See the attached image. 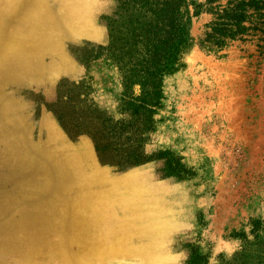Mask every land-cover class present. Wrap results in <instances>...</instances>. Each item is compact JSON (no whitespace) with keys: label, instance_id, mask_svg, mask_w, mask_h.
<instances>
[{"label":"rangeland","instance_id":"obj_1","mask_svg":"<svg viewBox=\"0 0 264 264\" xmlns=\"http://www.w3.org/2000/svg\"><path fill=\"white\" fill-rule=\"evenodd\" d=\"M142 6L0 0V264H264L261 35L220 57L194 17L141 131Z\"/></svg>","mask_w":264,"mask_h":264},{"label":"trees","instance_id":"obj_2","mask_svg":"<svg viewBox=\"0 0 264 264\" xmlns=\"http://www.w3.org/2000/svg\"><path fill=\"white\" fill-rule=\"evenodd\" d=\"M224 1L225 3H221ZM141 11H145L136 37L141 45V75L124 76V101L136 111L138 129L151 131L154 115L162 106L163 80L185 66L183 55L194 45L191 37L193 18L202 13L213 16L205 25L206 31L198 45L209 53L220 57L229 43L246 41L245 37L260 34L264 42V0H142ZM138 79L141 93L136 95L134 78ZM142 111V112H141ZM106 148L102 141L98 144ZM113 148V144L109 145ZM129 163L137 157L144 159L141 147L126 150ZM134 153V154H133ZM133 154V155H132ZM167 168L178 170V162L165 156ZM179 171V170H178Z\"/></svg>","mask_w":264,"mask_h":264},{"label":"bare ground","instance_id":"obj_3","mask_svg":"<svg viewBox=\"0 0 264 264\" xmlns=\"http://www.w3.org/2000/svg\"><path fill=\"white\" fill-rule=\"evenodd\" d=\"M135 201V200H134ZM150 212H152V211H150ZM152 215V214H151ZM154 215V214H153ZM144 220V219H143ZM151 223V222H150ZM145 225V224H144ZM151 228H153V226L151 227ZM130 230V229H129ZM125 231V230H124ZM149 233V232H148ZM151 233V232H150ZM104 235V234H103ZM126 237V236H125ZM107 238V237H106ZM113 240V239H112Z\"/></svg>","mask_w":264,"mask_h":264}]
</instances>
